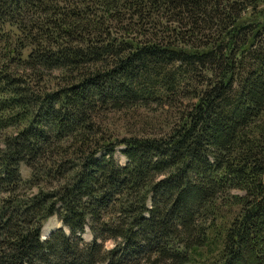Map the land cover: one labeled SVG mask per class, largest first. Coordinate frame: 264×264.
Here are the masks:
<instances>
[{
    "label": "trees",
    "instance_id": "trees-1",
    "mask_svg": "<svg viewBox=\"0 0 264 264\" xmlns=\"http://www.w3.org/2000/svg\"><path fill=\"white\" fill-rule=\"evenodd\" d=\"M0 264H264V0H0Z\"/></svg>",
    "mask_w": 264,
    "mask_h": 264
},
{
    "label": "rangeland",
    "instance_id": "rangeland-1",
    "mask_svg": "<svg viewBox=\"0 0 264 264\" xmlns=\"http://www.w3.org/2000/svg\"><path fill=\"white\" fill-rule=\"evenodd\" d=\"M113 159L115 160V161H118L120 164H123L125 161H124V158L120 155V153L117 151V152H115V154L113 155ZM19 172H20V174H21V177H22V179H26V178H28V171L21 165L20 167H19ZM32 193L34 192V190L33 191H31ZM111 216H113V214L111 215ZM59 228H61V225H60V222L55 218V217H51L50 219H48L46 222H45V224L43 225V227H42V231H41V239H42V237L43 236H45V235H48V234H50V232H52V231H55V230H57V229H59ZM61 230L63 231V233L64 234H66V235H68V233H67V231H65L64 229H62L61 228ZM48 238V237H47ZM46 238V239H47ZM80 238L82 239V241L84 242V243H89L90 241H91V239H92V235H91V233L88 231V228H87V226L86 225H84L83 226V228H82V231H81V234H80ZM109 241H106L105 243H104V247L106 248V249H111V248H107L106 247V244L108 243Z\"/></svg>",
    "mask_w": 264,
    "mask_h": 264
},
{
    "label": "clouds",
    "instance_id": "clouds-1",
    "mask_svg": "<svg viewBox=\"0 0 264 264\" xmlns=\"http://www.w3.org/2000/svg\"><path fill=\"white\" fill-rule=\"evenodd\" d=\"M106 247L107 248H112L114 247V243L112 241H109L107 244H106Z\"/></svg>",
    "mask_w": 264,
    "mask_h": 264
},
{
    "label": "bare ground",
    "instance_id": "bare-ground-1",
    "mask_svg": "<svg viewBox=\"0 0 264 264\" xmlns=\"http://www.w3.org/2000/svg\"><path fill=\"white\" fill-rule=\"evenodd\" d=\"M60 225H61V223H60ZM61 227H62V225H61ZM49 236V234L48 235H45V236H43L42 237V240H45L47 237Z\"/></svg>",
    "mask_w": 264,
    "mask_h": 264
}]
</instances>
